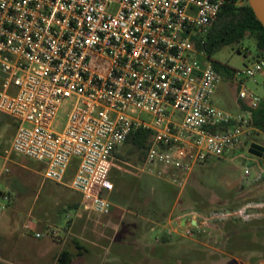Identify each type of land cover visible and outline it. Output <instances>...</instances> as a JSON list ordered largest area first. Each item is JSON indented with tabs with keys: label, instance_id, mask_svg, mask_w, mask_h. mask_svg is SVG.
I'll use <instances>...</instances> for the list:
<instances>
[{
	"label": "built area",
	"instance_id": "1",
	"mask_svg": "<svg viewBox=\"0 0 264 264\" xmlns=\"http://www.w3.org/2000/svg\"><path fill=\"white\" fill-rule=\"evenodd\" d=\"M227 2L0 0V112L16 123L10 152L45 163L44 179L57 184H65L71 160L79 159L66 185L81 195L85 211L107 215L114 155L144 129L153 135L138 172L183 192L195 165L260 131L252 118L262 99L242 83L238 97L248 104L241 114L213 105L221 76L198 49ZM256 75L264 76V56L235 76ZM64 104L67 123L56 132ZM7 161L0 176L9 172ZM2 199L0 217L9 202L6 194ZM209 215L220 220L229 212ZM204 220L189 210L180 230L190 237V223Z\"/></svg>",
	"mask_w": 264,
	"mask_h": 264
},
{
	"label": "rangeland",
	"instance_id": "2",
	"mask_svg": "<svg viewBox=\"0 0 264 264\" xmlns=\"http://www.w3.org/2000/svg\"><path fill=\"white\" fill-rule=\"evenodd\" d=\"M257 55L256 39L249 37L210 57L221 76L212 100L216 108L241 114L240 105L248 103L239 100L240 83L264 100V76H235ZM69 109L68 104L61 107L54 131L62 132ZM15 132L14 119L0 112V166L9 161V172L0 176V202L1 193L9 198L1 221L12 219L0 228V264H52L63 250L73 254L72 264H264V160L249 153L253 143L264 148L263 131L240 148L195 165L183 192L138 172L145 155L129 144L120 146L110 174L114 191L108 198L114 206L107 215L79 208L81 195L67 187L79 159L71 160L65 184L45 180V163L10 152ZM193 208L205 220L187 237L179 226ZM215 211L229 216L210 219Z\"/></svg>",
	"mask_w": 264,
	"mask_h": 264
},
{
	"label": "trees",
	"instance_id": "3",
	"mask_svg": "<svg viewBox=\"0 0 264 264\" xmlns=\"http://www.w3.org/2000/svg\"><path fill=\"white\" fill-rule=\"evenodd\" d=\"M242 0H228L219 12L217 20L212 25L206 42L199 50L211 57L215 51L224 46L240 43L241 41L255 37L258 50L257 57L264 56V27L256 18L248 0L240 4ZM214 68L215 65H213ZM253 125L256 129L264 131V100L259 108L253 113ZM153 133L140 129L131 133L124 144H129L133 151L141 152L145 155L151 142ZM200 211L198 208H193ZM73 254L68 250H63L57 256L55 264H72Z\"/></svg>",
	"mask_w": 264,
	"mask_h": 264
},
{
	"label": "water",
	"instance_id": "4",
	"mask_svg": "<svg viewBox=\"0 0 264 264\" xmlns=\"http://www.w3.org/2000/svg\"><path fill=\"white\" fill-rule=\"evenodd\" d=\"M248 2L256 18L258 19V21L261 22L264 27V0H248ZM249 153L254 157L264 160V148L258 144H251L249 148ZM182 225L184 226V223H182ZM191 225L196 228L198 227L197 224L194 222H191Z\"/></svg>",
	"mask_w": 264,
	"mask_h": 264
},
{
	"label": "crops",
	"instance_id": "5",
	"mask_svg": "<svg viewBox=\"0 0 264 264\" xmlns=\"http://www.w3.org/2000/svg\"><path fill=\"white\" fill-rule=\"evenodd\" d=\"M245 108H246V105H245V104H241V105H240V109H241V111H242L243 109H245ZM4 162H5V161H4ZM8 162H9V161H7L6 164H8ZM2 194H5V193H1V196H2ZM81 200H82V198L79 200V203H78V207H79V208L82 207V205H81V203H82ZM79 205H81V206H79ZM76 206H77L76 204L73 205V207H76ZM3 218H4V217H0V228H1V227H3V228L7 227L8 224L12 221V219H11V220H8V221L6 220V222L3 221V222H4V223H3V222L1 221V220H3ZM71 222H72V221H71ZM71 224H72V223H71ZM70 226H72V225H70ZM24 227H28V226L25 225ZM7 234H8V235H11V234H12L11 230H10ZM36 235H37V234H36ZM22 236H24V235H22ZM161 236H162V235H161ZM161 238H163V240H164L165 242L167 241V237L162 236ZM157 239H160V236H157ZM65 243H66V241H65ZM154 248H155V247H154ZM60 253H61V252H60ZM60 253H59V254H60ZM153 253H157V252L154 251V252L151 253V255H153ZM59 254H55V255L53 256V258H52V261H53L52 264H55L56 259H57V256H58ZM159 254H160V253H159ZM152 258H153V257H152ZM154 258H156V257H154ZM154 258H153V259H154ZM153 259H152V260H153ZM141 260H142V259H141ZM141 260H140V261H141Z\"/></svg>",
	"mask_w": 264,
	"mask_h": 264
}]
</instances>
